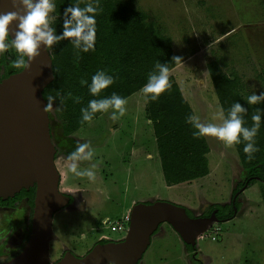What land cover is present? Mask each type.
I'll return each mask as SVG.
<instances>
[{"label": "rangeland", "instance_id": "rangeland-1", "mask_svg": "<svg viewBox=\"0 0 264 264\" xmlns=\"http://www.w3.org/2000/svg\"><path fill=\"white\" fill-rule=\"evenodd\" d=\"M100 1L107 0H98L94 6ZM116 1L124 2L131 12L145 13L147 22L172 38L173 50L182 60L176 69L169 71V77L177 82L202 123L222 122L217 115L220 102L208 72L211 62L219 64L222 72L232 79L237 78V91L242 98L246 99L253 91L257 94L264 91V0ZM54 2L56 5V0ZM52 15L54 27L59 18L56 9ZM49 51L55 55L56 44ZM13 68L15 66L10 64L7 70ZM61 68L60 73L69 77L67 66ZM49 95L57 96L51 90L47 91L46 96ZM126 100L123 116L113 119L111 109L68 135L64 130L69 115L66 102L61 111L56 109L60 106L59 99L49 109L52 138L58 149L56 157L59 155L56 166L64 170L61 188L75 197L72 206L54 217L56 237L50 244L51 261L59 257L62 245L83 254L84 250L78 248L89 241L81 236L91 231L90 223L99 212L101 218L108 215L115 219L123 214L126 226L133 200H162L190 209L198 217L211 204L229 203L235 185L245 178L235 145L227 146L215 137H207L211 145L210 173L191 183L169 187L162 173L156 137L152 136V123L147 120V100L142 91ZM83 142L91 145L94 158L80 161L79 168L95 165L93 171L106 170L100 173L101 179L96 178L94 182L69 171L71 162L66 157ZM146 153L153 154V159H147ZM93 186L104 194L94 195L97 188ZM88 203L93 209L85 215L83 204ZM241 205V211L233 220L213 224L198 239V260L187 252L179 234L165 223L153 236L141 264H264V183L257 182L245 190ZM31 216L30 208L10 213L6 217L7 223L11 222L8 228L11 232L19 226L25 228ZM98 222L104 227L103 222ZM104 230L112 234L110 229L104 227ZM116 231H120L118 227ZM76 244L79 247L76 248ZM2 248L0 245V251Z\"/></svg>", "mask_w": 264, "mask_h": 264}, {"label": "trees", "instance_id": "trees-1", "mask_svg": "<svg viewBox=\"0 0 264 264\" xmlns=\"http://www.w3.org/2000/svg\"><path fill=\"white\" fill-rule=\"evenodd\" d=\"M69 3L84 7L89 0H56V11L59 18L54 23L56 33L60 34L62 28L63 9ZM97 5L96 13V40L94 50L79 52L65 39L56 44L57 52L52 56L55 79L44 90L47 100V91L56 92L57 97L71 93L81 98L79 103L66 98L68 106V120L64 127L65 133L72 134L81 126L90 122L81 123V108L86 107L91 99H100L111 96L116 92L124 98L141 91L147 82L150 72L154 70L157 61L166 63L171 71L179 65L174 61L176 57L173 50V40L165 35L156 25L147 22V15L139 11H129L122 1L107 0ZM13 58H17L14 49ZM7 58L9 55L7 54ZM66 65L69 77L60 73L62 66ZM22 69H16L15 73ZM97 70H104L116 77L115 83L101 90L97 96L88 91V87L80 84L81 79L91 82V77ZM208 72L213 82L221 108L225 114L235 102H240L248 109L245 120L247 127L253 125L251 119L257 108L264 109V102L249 105L237 91V78L224 74L216 62H211ZM171 87L161 94L157 101L147 100L146 112L152 121L157 148L161 160L164 180L168 186L181 184L203 178L209 174V161L207 158L210 147L205 137L196 138L192 135L195 129L186 122V117L194 115L189 102L185 100L177 82L169 77ZM59 99V98H58ZM110 110V109H109ZM104 112H97L93 120ZM259 151L251 159L244 153V143L235 145L240 161L245 170V178L238 182L232 192L231 201L225 204H211L202 216L210 215L218 210L217 217L221 222L233 220L241 211V197L245 190L255 183H264V120L261 122L258 134L255 137ZM34 190H32L33 192ZM236 207V210H235ZM191 217H197L187 209ZM199 216V217H200ZM161 229L155 233L157 234ZM188 253H198V246L184 244ZM202 264V263H200Z\"/></svg>", "mask_w": 264, "mask_h": 264}, {"label": "water", "instance_id": "water-1", "mask_svg": "<svg viewBox=\"0 0 264 264\" xmlns=\"http://www.w3.org/2000/svg\"><path fill=\"white\" fill-rule=\"evenodd\" d=\"M15 10L10 0H0V12ZM14 26H10L13 36ZM54 79L51 53L42 44L27 69L0 83V198L36 189L28 242L20 254L0 264H109V260L114 264H138L163 224L168 223L184 244L196 246L213 224L220 223L218 210L208 217H191L187 208L168 201L137 203L131 209L129 229L122 241L98 244L83 257L68 251L51 262L54 216L70 203V197L60 191L57 148L49 110H44L47 100L43 92Z\"/></svg>", "mask_w": 264, "mask_h": 264}, {"label": "clouds", "instance_id": "clouds-1", "mask_svg": "<svg viewBox=\"0 0 264 264\" xmlns=\"http://www.w3.org/2000/svg\"><path fill=\"white\" fill-rule=\"evenodd\" d=\"M13 8L18 10L0 12V55L14 49L17 58L13 61L18 69H27L29 61L35 59L39 55L41 45L51 48L54 44H58L62 40L69 42L79 52H88L94 50L96 40V13L98 7L94 4L98 0H93L80 7L78 4L69 3L63 9L62 13V32L56 33V28L52 26L55 12L54 0H10ZM15 25L14 36L10 33V26ZM174 61H181V57H173ZM169 67L166 63L157 61L154 70L149 73L147 82L142 86L141 91L145 99L157 101L161 94L167 91L171 84L169 82ZM116 77L109 75L104 70H97L91 77V82L87 79H81L80 84L87 86L91 95L97 96L101 90L108 88L115 83ZM59 98L60 106L57 111H61L66 98H71L74 102L79 103V96L68 97L52 96L47 97V104L44 110L53 108V103ZM246 102L249 105H255L264 102V91L257 94L253 91L247 96ZM126 98L113 92L111 96L100 99H91L86 107L81 108V123L91 122L97 112H107L113 109L111 115L113 119L123 116L126 112ZM248 109L240 102L233 103L225 114L223 108L218 112V117L222 121L220 124L202 123L196 115L186 117V122L191 124L195 129L192 135L196 138L215 137L223 141L227 146L238 145L242 141L244 143L243 151L249 159L253 154L259 151L256 145L255 137L258 134L262 120H264V109L257 108L251 119L254 122L251 127H247L245 115ZM94 158V151L87 142L78 143L77 147L71 151L66 159L70 161L69 171L78 177H87L89 180L96 179V173L92 168L81 170L78 166L80 161H91ZM109 264L114 261L109 260Z\"/></svg>", "mask_w": 264, "mask_h": 264}, {"label": "flooded vegetation", "instance_id": "flooded-vegetation-1", "mask_svg": "<svg viewBox=\"0 0 264 264\" xmlns=\"http://www.w3.org/2000/svg\"><path fill=\"white\" fill-rule=\"evenodd\" d=\"M7 54L9 55V58H7ZM13 55L14 54H13V50H12L11 47L8 50V52L0 55V83L4 79L8 78L10 75L15 74V71L17 69L16 67L13 68L12 70H7L8 65H10V64L14 65V63H13L14 60L13 61L9 60V59L13 58ZM57 152H58V149H57ZM58 158H59V155H58V157H56V160ZM82 169L83 168H81V170ZM58 171H59L60 177H61V179H60V191L62 193H64L65 195H68L70 197V203L68 204V206L63 208V209H61L60 211H58V212H61L62 210H67L70 206H72L74 204L75 197L71 193L63 192V190L61 188V183H62V180H63V177H64V174H63L64 170L61 169V168H58ZM105 171L106 170H103V171L100 172V171L96 170L95 171L96 178H97L96 180L101 179L100 173L104 174ZM108 173L112 174L113 172H108ZM111 176L114 177V175H111ZM96 180H94V181H96ZM89 181L92 182V180H88V182ZM93 187H95V186H93ZM95 188H97V189L94 190V195L100 196V195L104 194V193H102V190L99 187H95ZM32 190H34V191L32 192ZM35 195H36V189L33 187V188L29 189V190L23 189L21 192L17 193L12 198H8V199L0 198V245H3L2 251H0V263L9 261L12 258L16 257L18 254H20V252L23 250L25 244L28 242V239H29V236H30V232H31L32 217H33V212H34ZM88 196H90V199L92 198L91 194H89ZM87 200H89V198ZM137 203H150V202L149 201H142V202H134V201H132V203H131L132 206L131 207H133ZM83 206H84L83 207L84 210L86 209L85 210L86 212H84L85 215L89 214L88 213L89 209L90 210L93 209V206L90 205L89 203L87 205L83 204ZM20 208H24V209L25 208H30L31 209L32 216H31L30 224H26L25 228H21L19 226L18 228H15L13 230V232H11L10 229L8 228L10 226L11 222L7 223L6 217H8L10 215V213H12L14 211H18ZM101 208L103 209V206ZM129 211L131 212V210H129ZM58 212L55 214L56 216L58 215ZM210 215H206V216H202V217H208ZM56 216H54V217L56 218ZM118 216H120V217H118ZM118 216H116L115 219L111 218L108 215L107 216H103L101 218L100 217V212L97 213L96 219L93 222L90 223L89 228L91 229V231L90 230L88 231V233H87L88 235L85 234V235L81 236L85 241H87V240L89 241V243L84 245L83 248H82V246H81V248H78V249H83L84 250L83 254L82 255L81 254H76L74 250H70V248H68L69 245H67V246L66 245H62L61 246L62 250L59 253V257L56 260L51 261V262H56V261L60 260L64 256V254L66 252H68V251L72 252L77 257H83L86 254H88L98 244H107V243H110V242H120V241H122L127 235V231L129 229V223L130 222H128V224L126 225L127 227H126L125 226V222L123 221L124 218L122 217L123 214H119ZM82 217H83V214H82ZM129 218H130V216H129ZM97 219L99 221L103 222V225H104L105 229H110V231H111L110 233L118 234L120 237H114V236H112V234H107L105 232V230H104V227L102 225H100L101 223H99ZM55 221L56 220H54V225H55ZM117 227L119 228L120 231H116ZM53 231H54V238H55L56 237L55 236V230L53 229ZM160 231H161V229H160ZM154 235H156V234H154ZM77 247H79V246L77 245L76 248ZM191 254L193 255V258L195 260H198L197 256H198L199 252L197 254L196 253L195 254L191 253ZM142 260L138 264H141Z\"/></svg>", "mask_w": 264, "mask_h": 264}, {"label": "crops", "instance_id": "crops-1", "mask_svg": "<svg viewBox=\"0 0 264 264\" xmlns=\"http://www.w3.org/2000/svg\"><path fill=\"white\" fill-rule=\"evenodd\" d=\"M178 66H179V65H178ZM178 66H177V67H178ZM177 67H175V69H176ZM138 93H139V92H137V93H135V94H133V95H136V94H138ZM133 95H132V96H133ZM130 97H131V96H130ZM128 98H129V97H128ZM128 98H127V99H128ZM146 104H147V102H146ZM145 107H147V106H145ZM191 107H192V106H191ZM110 110H111V109H110ZM110 110H108V111H110ZM108 111H107V112H108ZM145 112H146V109H145ZM193 112H194V110H193ZM104 113H106V112H104ZM104 113H103V114H104ZM101 115H102V114H101ZM101 115H100V116H101ZM194 115H195V112H194ZM147 120H148V118H147ZM92 121H93V120H92ZM92 121H91V122H92ZM91 122H90V123H91ZM90 123H88L87 125H89ZM148 123H152L151 120H148ZM87 125H85V126H87ZM151 125H152V136L155 138L154 128H153V123H152ZM85 126H84V127H85ZM205 138H206L207 143H208V145H209V147H210V152H209L208 155H207V158H208V161H209V155L211 154V145H210V142H209L207 136H205ZM155 141H156V138H155ZM157 149H158V148H157ZM142 150H143V149H142ZM135 151L137 152V150H135ZM145 155H146V158H147V159H150V160L153 159V154H151V153H146ZM158 155H159V153H158ZM159 158H160V157H159ZM160 162H161V160H160ZM209 169H210V168H209ZM162 173H163V172H162ZM209 173H210V172H209ZM206 176H207V175H206ZM206 176H205V177H206ZM199 179H201V178H199ZM196 180H197V179H196ZM193 181H195V180H193ZM193 181H189V182H185V183H191V182H193ZM240 181H241V180H240ZM165 183H166V182H165ZM181 184H184V183H181ZM176 185H180V184H176ZM172 186H175V185H171V187H172ZM169 187H170V186H169ZM133 201H134V200H133ZM134 202H135V201H134Z\"/></svg>", "mask_w": 264, "mask_h": 264}]
</instances>
